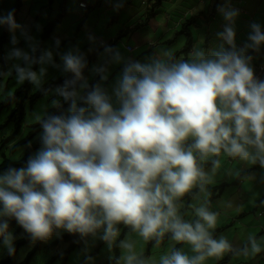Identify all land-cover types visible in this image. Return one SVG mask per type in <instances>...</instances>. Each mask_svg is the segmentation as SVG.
<instances>
[{
  "label": "clouds",
  "instance_id": "1",
  "mask_svg": "<svg viewBox=\"0 0 264 264\" xmlns=\"http://www.w3.org/2000/svg\"><path fill=\"white\" fill-rule=\"evenodd\" d=\"M25 5L18 22L14 10L0 16L11 42L21 39L19 29L29 47L12 49L8 58L17 63L7 75L57 97L50 102L56 112L33 115L40 147L23 167L0 173V242L7 253L16 252L14 219L33 243L62 231L78 234L85 245L89 237L99 239L113 264H229L226 255L255 260L264 254V237L254 233L240 243L216 236L221 213L212 210V186L228 160L264 169V79L253 64L264 52V26L251 22L238 45L240 12L220 5L225 25L217 49L203 47L201 38L178 57L150 40L154 51L136 59L103 42L102 63L92 68L99 81L90 84L87 56L76 48L60 54L71 77L48 89L46 66L61 65L51 50L36 55L38 44L18 24ZM113 65L122 67L109 84ZM121 225L128 230L123 239ZM142 245H151L152 254Z\"/></svg>",
  "mask_w": 264,
  "mask_h": 264
},
{
  "label": "crops",
  "instance_id": "2",
  "mask_svg": "<svg viewBox=\"0 0 264 264\" xmlns=\"http://www.w3.org/2000/svg\"><path fill=\"white\" fill-rule=\"evenodd\" d=\"M71 2L69 9L70 13L66 19L71 20L70 23L74 29L69 31V34L75 36L78 32L79 36L76 42H70L64 49L60 46L55 48V63L61 65V67L51 66L48 68L46 76L43 77V83L50 80H59L68 75V73L62 70V61L60 60V54H62L65 49L69 51L79 48L88 58L103 42L107 43L114 40L120 32L121 27H119L115 35V31L110 27H106V24L111 25L117 21L119 24L125 23L128 9L134 10V13L126 23L127 26H134L140 21L146 20L147 15L145 6L148 4L149 0H102L104 4L103 13L100 16L92 15L80 31H76V28L86 11L85 8H81L79 4L85 2L88 6L97 5L98 0H94L93 2L90 0H71ZM121 2L123 3V7L119 8V10H116L114 7V9L120 13V17L117 21H113L112 18L115 17V15L109 10L108 6L111 4L116 6ZM224 2L225 5L238 9L240 12L236 21L238 45H242L247 39V34L249 32L248 26L251 22H258L264 26V0H208L207 4L200 3L198 0H172L169 6L159 10L156 17L148 22L147 28L132 33L129 36L127 35V40L123 38V44H119L118 47L121 46L122 54L125 56L143 59L146 55L154 51L149 43L151 40L155 47L170 48L177 53L183 48L178 47L175 49L180 37L178 33L181 32L183 23L186 18L195 14H200L199 12L202 11L204 12L203 17L196 26L191 28H197V39H195V43L203 38V47L206 49H217L222 43L217 37V33L223 31L225 20L220 16V20L214 23L218 13L217 9L215 10L214 7L217 3L222 5ZM53 3H50V5H53ZM58 10L59 8L56 10L57 13L59 12ZM52 12H54V10ZM31 13V6L25 5V13L21 18L22 22L19 23H23L22 25L26 31L36 27L38 23L42 22L40 18H33ZM39 13L44 15L42 10H40ZM110 21H112V23H110ZM63 22L64 21H62V23ZM62 23L58 28V32L61 33L60 36L54 38L55 44H57V40L61 43L66 39L65 31L62 29ZM16 35L17 39L21 37L19 33H16ZM90 35L95 38L98 46L95 47L96 43L93 44L89 40ZM130 44L134 46L132 52L127 50V46ZM262 63H264V52L253 62L255 70L257 66ZM115 66L117 70H110L112 81L120 71L119 68L122 65ZM229 170L232 171V175L228 174ZM222 184H226L222 194L212 199V210L221 213L215 235L219 236L223 234L234 243L244 241L250 232L254 233L258 239L264 237V169H261L259 166L249 168L239 162L228 160L224 168L215 177L212 187H217ZM262 198L263 200L260 202L259 200ZM229 201L233 205L231 208L226 207ZM224 258H227L225 261H228L229 264L231 262L235 264H264V254L255 258V260L235 258L231 255H226ZM224 258L222 260H224Z\"/></svg>",
  "mask_w": 264,
  "mask_h": 264
},
{
  "label": "trees",
  "instance_id": "3",
  "mask_svg": "<svg viewBox=\"0 0 264 264\" xmlns=\"http://www.w3.org/2000/svg\"><path fill=\"white\" fill-rule=\"evenodd\" d=\"M55 0H49L50 3H53ZM172 0H149L148 4L145 6L146 9V15L147 18L146 20L140 21L139 23L135 24L134 26H127L125 25L123 29L120 30L118 35L114 38V40H111L110 42H107L105 45L112 46L117 48L118 43L121 39L126 38L127 35L129 36L132 33H136L142 29L147 28L148 22L151 19H154L156 17V14L158 13L159 10H161L163 7H167L171 4ZM197 2V1H196ZM198 2L207 4L208 0H198ZM26 0H16L12 11L14 10L15 14V20L18 22L19 18V13L21 12L23 6L25 5ZM71 0H59V12L56 15L55 19L51 20L50 18L48 19L47 23L42 26V36H41V45H39V50L37 52V56L40 54L41 51H43L44 48V43L48 40L54 41V38L60 36V32H58V28L61 26V23L66 17L69 15L70 11V4ZM220 4H216L214 9L216 10ZM225 5V2L224 4ZM103 6L104 4L102 3V0H98L97 5H91L88 6L85 9V14L80 20V23L77 25L76 31H80L81 28H83L86 25V22L89 20V18L93 15L100 16L103 12ZM202 12V11H201ZM199 12L200 14H195L189 18H186L185 22L182 25V30L181 32L178 33V35H183L186 39L185 44L183 48L175 53L178 57L179 56H187V53L191 50L193 44H195V38L193 37L192 34V27L196 26L199 22V20L203 17L204 12ZM206 12V11H205ZM42 14V13H39ZM120 13H118L115 17L112 18L113 21H117L119 19ZM112 23V21H110ZM59 25L58 27H56ZM36 27H33L31 29H28L27 32L30 34L33 30H35ZM11 32L8 31L7 27L5 26V32L4 34L0 37V62L4 65L3 70H1L2 73H7L8 72V62L9 59L6 56V48L7 44L11 42L10 35ZM79 34L78 32L75 34V36H72L70 38L64 39L61 43H59L60 47H63L62 49L65 48L66 45H68L70 42H76ZM52 39V40H51ZM47 40V41H46ZM46 41V42H45ZM9 45V44H8ZM103 52V46L98 47L93 54L87 58L88 61V67L84 70V75L89 79L90 76V68L91 64L98 61V59L101 57V53ZM122 66H120L121 68ZM119 68V69H120ZM38 69V64L35 65L33 68L34 71ZM71 77V73L68 74L67 77L59 80V81H48L43 84L44 88L48 89H55L56 87L62 85L64 83V80L67 78ZM99 77V76H97ZM99 81V80H98ZM98 81H94L93 83L90 84H95ZM32 83L25 81L23 85H21L13 94L14 99H7L0 105V109L3 106H13V111L11 114V120L14 122L16 126V132H15V138L13 139L12 142L17 141L14 144V149L23 147V146H28L27 148V153L24 158L20 161H14L10 158L7 157L6 154L3 156V161L0 163V170H6L8 167H22L24 164H26L28 158L32 155V152L40 147V142H39V134H40V128L39 125H32L30 132L26 135V137H19L20 132L23 129L26 121V115H27V109L31 106H33L39 99L44 98L45 96L42 95V93L39 90H34L32 87ZM67 104L64 105L65 108H67ZM49 112H56L55 109H52ZM29 143H31V147H29ZM0 146V150H1ZM226 184H222L217 187L212 188V192L214 193L213 198L217 197L218 195L221 194L223 191L224 187ZM218 192V193H217ZM262 200V199H261ZM260 200V201H261ZM18 226L19 231L17 234H14V245H15V255H9L0 261V264H31L32 258L34 256V253L36 249H39L41 247V244L39 243L34 250H32L30 253H28L27 257L21 261L17 262V256L22 247H24L26 244H29L31 240L29 239L28 234L26 233L25 236L21 239L17 238V235L19 234L20 230L22 227H20L16 221L13 219L10 221V232ZM122 230V234L120 236V239H123L127 233V229L124 228L122 225L120 226ZM90 238V237H89ZM88 238V239H89ZM83 240L79 237V235H73L71 233L66 232L63 234L57 241L56 244L60 243L63 245H68L64 250L57 252L54 256L49 259L47 264H52L55 262L56 259L61 260L60 264H67L70 257L72 256L73 252L80 246L83 245ZM105 243L103 241H100L96 244L95 248L87 255H85L83 258H81V261L79 264H88V257L90 256L92 258L91 263L89 264H113V262L109 259V257L104 260V261H95V257L98 256L100 249ZM2 245V242H0V247ZM113 254V253H112ZM114 254L116 256H119L120 250L119 248L114 249ZM228 258V257H227ZM96 262V263H95ZM233 263V262H232Z\"/></svg>",
  "mask_w": 264,
  "mask_h": 264
},
{
  "label": "rangeland",
  "instance_id": "4",
  "mask_svg": "<svg viewBox=\"0 0 264 264\" xmlns=\"http://www.w3.org/2000/svg\"><path fill=\"white\" fill-rule=\"evenodd\" d=\"M90 1H94V0H90ZM16 0H0V16H4L6 15L9 11L11 10V5L15 4ZM26 6H31L32 8V16L35 19L40 18L42 22L38 23L36 26V29L33 30L30 34L28 33V35H30L31 37L34 38V41L38 44V48L39 45H41V36H42V26L45 25L48 21V19L50 18L51 20L55 19L56 15L58 14L56 12V10L59 8V3L58 0H56L53 5H50L49 0H26ZM45 6V7H43ZM114 5H109L108 8L109 10H111L114 15L116 16L118 14V11H116L114 9ZM40 10H42L44 12V15H39ZM54 10V12H52ZM24 13H25V9H24ZM128 13V14H127ZM126 13V22L123 24H119V22L117 21L114 24L111 25H107L106 23V27H110L111 29H113L115 31V35L117 30L119 29V27H121V29H123V27L126 25V23L128 22V20L131 18L130 16L134 13V10L132 9H128ZM220 16L221 14L218 12L216 18V21H214V23L218 22L220 20ZM64 22L62 23V29L65 31V37L66 38H70L73 35L69 34V31H71L72 29H74L72 27V24L70 23L71 20H63ZM20 25H22L23 23H18ZM124 25V26H123ZM59 25H57L56 27H58ZM120 29V30H121ZM197 29V28H196ZM196 29H192V34L193 37H195V39H197V33H196ZM5 32V28L4 26H0V37L4 34ZM16 33H19L21 35L20 30L18 29L16 31ZM15 33V35H16ZM12 33L10 34L11 40H12ZM17 37V35H16ZM21 38L17 44H13L12 42L9 43V45L6 48V56L9 57V53L12 51L13 48H21L25 51H29V47H28V41L25 40V38L21 35ZM125 40H127L126 38H124ZM124 39L120 40L119 44H123ZM52 40V39H51ZM47 41V40H46ZM45 41V42H46ZM185 37L183 35H180L178 43L175 46V49H177L178 47L181 48L183 47L182 45L185 44ZM98 46L97 43L95 44V47ZM57 47V44H55L54 41H50L48 40L46 42V44L44 43V50H51L54 54V59H55V48ZM121 50V46L117 47ZM67 52V49H65L63 51V53ZM37 55V53H36ZM9 59V58H8ZM14 63H17V61L15 60H10L9 59V66H8V72L11 70L12 65ZM102 63L101 58H99L98 62H94L91 64V68H90V76H89V83H93L94 81H98L99 77H97V75H95L92 72V68L95 65H98ZM52 65H47V69L50 68ZM4 65L0 62V105L7 99L8 97V93L12 92L13 94L15 93V91L23 84H19L17 83L16 79H15V73L12 72V74L9 76L7 75V73H2L1 70H3ZM35 67V65L33 66V68ZM40 68V65H39ZM117 67L115 65L111 66L109 68V73H110V78H109V84L112 83V76H111V72L110 70H117ZM39 70H37L38 72ZM48 72V70H47ZM57 97L49 95L48 97H44L39 99L33 106L29 107L27 109V115H26V121H25V125L23 127V129L20 132V138L21 137H26V135L30 132L31 126L34 124H30L29 121L32 119L33 115L35 113H43L45 111H50L51 108L50 107V102L52 99H55ZM13 111V106H3L0 109V146H1V150H0V163L3 161V156L4 154L7 155L8 158L14 160V161H20L22 160V158H24L26 156L27 153V148L28 146H23V147H19L14 149V144L17 141H13V139L15 138V132H16V126L14 124V122L11 120V114ZM38 149V148H37ZM35 149L32 154L37 150ZM25 165V164H24ZM23 165V166H24ZM22 166V167H23ZM5 170H0V173H2ZM253 185V184H252ZM223 192V191H222ZM221 192V194H222ZM264 198V197H263ZM262 198V200H263ZM261 200V201H262ZM260 201V200H259ZM260 201V202H261ZM19 231L18 226H16L12 231V235L17 234V232ZM66 232H61L60 235H56L54 234L50 239H48L47 241H37L35 243H33L32 241L29 244H26L24 247H22L18 253L17 256V262H21L23 261L28 253H30L32 250H34L36 248V246L40 243L41 247L39 249H36L34 256L32 258L31 264H47L49 259H51L52 256H54L57 252H60L62 250H64L68 245H63V244H56V241ZM26 232L24 231L23 228H21L19 234L17 235V238L21 239L25 236ZM121 234H122V230H121ZM121 236V235H120ZM120 239V237H119ZM101 240L96 239L93 240L91 237L88 239V243L87 245H85V243L83 242V245L78 247L72 254V256L70 257L69 261L67 264H79L81 261V258H83L85 255L89 254L96 246V244L98 242H100ZM143 249L145 251L146 255H150L152 254V246L151 245H147V246H143ZM114 251V250H113ZM7 250L6 248L3 246V243L0 247V260L4 257L7 256ZM110 255H112V253L109 252L106 244H104L102 246V248L99 251L98 256L95 257V261H104L106 260L108 257H110ZM220 262V261H218ZM218 262H214V261H209L208 264H217ZM61 260L56 259L55 262H53L52 264H60ZM91 263V261H88V264ZM96 263V262H95ZM230 264H235V263H230Z\"/></svg>",
  "mask_w": 264,
  "mask_h": 264
},
{
  "label": "built area",
  "instance_id": "5",
  "mask_svg": "<svg viewBox=\"0 0 264 264\" xmlns=\"http://www.w3.org/2000/svg\"><path fill=\"white\" fill-rule=\"evenodd\" d=\"M82 6H85V4H81ZM226 23V22H225ZM225 25V24H224ZM129 49H131L129 47ZM256 72V75L261 78V79H264V64H261L259 67L256 68L255 70Z\"/></svg>",
  "mask_w": 264,
  "mask_h": 264
}]
</instances>
